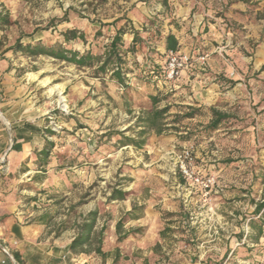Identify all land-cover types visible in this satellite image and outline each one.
Listing matches in <instances>:
<instances>
[{"label":"rangeland","instance_id":"1","mask_svg":"<svg viewBox=\"0 0 264 264\" xmlns=\"http://www.w3.org/2000/svg\"><path fill=\"white\" fill-rule=\"evenodd\" d=\"M237 1L207 0L211 24L182 30L178 52L189 59L170 79L165 35L182 27L171 22L172 9L158 10L159 0H0L1 215L38 221L59 237L77 235L97 211L108 255L84 252L87 264L259 261L264 237L255 241L250 221L263 189L264 5L249 0L228 11ZM121 27L124 48L135 30L141 39L120 63L128 87L112 77L116 58L102 70L101 60L81 66L14 47L60 43L103 56ZM68 29L85 39L66 42ZM151 95L169 108L165 129L140 137ZM212 109L229 115L216 128ZM31 127L39 142L16 153V137ZM124 137L145 144L125 145ZM46 138L54 147L41 167ZM184 148L192 150L193 177L180 167ZM114 190L126 197L111 199Z\"/></svg>","mask_w":264,"mask_h":264},{"label":"trees","instance_id":"2","mask_svg":"<svg viewBox=\"0 0 264 264\" xmlns=\"http://www.w3.org/2000/svg\"><path fill=\"white\" fill-rule=\"evenodd\" d=\"M249 1V0H243ZM164 4L167 5L168 1L163 0ZM1 20H7L2 13H0ZM176 25L177 28L180 27L179 23L173 19L171 21ZM126 30L121 28L117 29L116 34L109 40V42L105 46V51L103 56H95L90 51L86 54H82L79 51L68 49L62 46V44L58 43L53 46L46 47L45 45L37 44L33 45L31 43L22 44L19 40L16 42L14 47L19 48L23 52L29 55H40L47 54L61 60H66L81 66L84 65H92L94 60L102 61L103 63L99 66L100 69L105 70L108 63L113 61L114 58L117 59V67L112 69V77L115 78L122 86L128 87L129 85L126 83L125 72L121 67L120 63L123 62V56H126L129 51H135L136 44L140 39L138 30L134 31V39L131 45L127 48H124L123 43V33ZM65 41H69L71 39H85V33L78 32L75 29H68L64 32ZM165 47L166 50H178L179 49V40L176 37L175 33L169 32L165 35ZM104 57V59H101ZM154 73V70L151 71ZM151 99L153 102V108L146 112V115L143 117L142 121L146 123L147 128L142 129L139 132L140 137L146 136L149 133V130H154L157 133H161L165 129V123H163V118L166 112H168V107H159L157 103L159 102V98L156 95H151ZM214 118L211 121V127L216 128L219 123L224 119L229 117V115L225 112H222L218 109H212ZM149 128V129H148ZM51 133L52 130H48ZM123 144H133L138 147H142L145 144V139H136L134 137H124ZM54 147V142L50 141L46 138V144L44 147L38 151V162L41 167H44L50 159L52 148ZM263 189L261 195L256 199L252 198V202L254 204V210L252 212L253 217L251 218L250 225L252 229L255 231V241L258 242L262 237H264V169L261 171ZM126 197V192L123 190H114L111 195V199H124ZM135 210V208H134ZM46 219V218H44ZM48 219H46L47 221ZM97 225V211H91L87 217L83 218V221L78 223V233L73 239L70 249L74 253L78 252H91L95 251L97 254L101 255L104 259L107 257L108 252L104 251L103 246V238L105 231V224L101 227V229L96 230ZM121 228V223H118V231ZM120 237L119 239H122ZM14 258L22 263L21 256L18 252L13 253Z\"/></svg>","mask_w":264,"mask_h":264},{"label":"crops","instance_id":"3","mask_svg":"<svg viewBox=\"0 0 264 264\" xmlns=\"http://www.w3.org/2000/svg\"><path fill=\"white\" fill-rule=\"evenodd\" d=\"M165 5L163 0H159L158 10L167 12L172 9V17L181 25L180 31L175 30L176 37L181 44L182 30L188 31L200 30L202 25L206 26V15L213 12V7H207V0H167ZM146 3V2H144ZM244 1L238 0L235 4L227 5L228 11L233 12V7L245 8ZM264 5V0L260 2ZM146 13L150 9L144 5ZM154 12V11H153ZM229 14V13H227ZM211 24V23H209ZM35 129V130H34ZM36 127L22 130L16 137L18 150L16 153L26 154L31 143L39 142V134ZM2 134V133H0ZM18 216H6L0 213V264H20L15 259L13 261L7 256L4 247L10 251L18 252L23 260L22 264H87V257L84 252L74 253L70 249V245L75 238V233H64L62 236L55 237L53 233L50 235L46 232L44 224L38 221L24 223Z\"/></svg>","mask_w":264,"mask_h":264},{"label":"built area","instance_id":"4","mask_svg":"<svg viewBox=\"0 0 264 264\" xmlns=\"http://www.w3.org/2000/svg\"><path fill=\"white\" fill-rule=\"evenodd\" d=\"M189 57L188 55H183L182 53L178 52V50H171L169 54V60H168V71L167 75L170 79L177 77L180 69H182L185 64H187ZM180 158V167L181 170L190 177L194 176V171H192L191 168H189V165L192 164L193 155L192 150L190 148H184L179 153ZM208 182H212L210 179ZM206 183L207 186H209V183ZM4 250L6 251L7 256L9 257V254L11 253L8 251L5 247ZM257 261V262H256ZM251 264H264V255L262 258L258 261L256 259Z\"/></svg>","mask_w":264,"mask_h":264},{"label":"water","instance_id":"5","mask_svg":"<svg viewBox=\"0 0 264 264\" xmlns=\"http://www.w3.org/2000/svg\"><path fill=\"white\" fill-rule=\"evenodd\" d=\"M9 257H10L13 261H15V258H14V256H13L12 253L9 254Z\"/></svg>","mask_w":264,"mask_h":264}]
</instances>
